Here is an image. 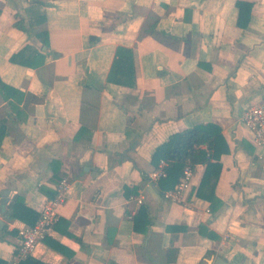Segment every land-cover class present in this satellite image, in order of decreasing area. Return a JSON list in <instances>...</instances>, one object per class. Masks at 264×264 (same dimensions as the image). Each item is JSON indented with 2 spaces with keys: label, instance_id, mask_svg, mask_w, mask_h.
I'll return each mask as SVG.
<instances>
[{
  "label": "crops",
  "instance_id": "obj_1",
  "mask_svg": "<svg viewBox=\"0 0 264 264\" xmlns=\"http://www.w3.org/2000/svg\"><path fill=\"white\" fill-rule=\"evenodd\" d=\"M118 48L132 71L110 81ZM0 80L3 264L26 224L9 201L37 210L62 177L68 198L46 236L58 248L44 239L32 255L45 264H264V144L240 122L264 97V0H0ZM206 123L228 147L216 210L195 194L205 164L185 204L148 179L157 146Z\"/></svg>",
  "mask_w": 264,
  "mask_h": 264
},
{
  "label": "trees",
  "instance_id": "obj_2",
  "mask_svg": "<svg viewBox=\"0 0 264 264\" xmlns=\"http://www.w3.org/2000/svg\"><path fill=\"white\" fill-rule=\"evenodd\" d=\"M238 23L242 24L240 17ZM15 25L22 27V24L18 21L15 22ZM20 54L21 51L19 50L11 56V60L18 61ZM123 70H125L127 74H130L132 71V51L127 48H118L110 67L108 79L110 81H115L117 74H123ZM124 83L132 84L130 81H125ZM8 90L11 89L0 80L1 94L6 96L5 92ZM13 92L12 94L14 95L18 93L16 91ZM14 95L13 98L16 99ZM4 133L5 129L3 123H1L0 142ZM227 151L228 147L221 133V128L215 123L193 125L170 134L166 141L157 146L152 155V159L156 163L159 158H164L168 162L165 168L166 175L158 181L160 188L164 190L173 188L178 182L185 163L190 164L192 167L198 163L205 164V170L195 194L209 200L210 207L216 210L220 206V200L214 195V188L221 169L219 157L222 153ZM7 216L32 225L38 217V212L27 206L20 195H14L8 203ZM142 217H145V210L141 207L138 214L134 217V221L141 220ZM45 241H47L46 238ZM47 243L58 248L56 244L48 241ZM0 264H3V261H0ZM19 264L45 263L32 256H28Z\"/></svg>",
  "mask_w": 264,
  "mask_h": 264
},
{
  "label": "built area",
  "instance_id": "obj_3",
  "mask_svg": "<svg viewBox=\"0 0 264 264\" xmlns=\"http://www.w3.org/2000/svg\"><path fill=\"white\" fill-rule=\"evenodd\" d=\"M240 122L246 128L253 145L256 148L264 144V97L256 104L244 108L240 115ZM167 160L161 158L150 172L148 179L156 182L166 175ZM193 167L185 163L178 182L173 188L162 191V197L173 203L185 204L184 192L191 186ZM55 195L43 198L37 207L38 217L34 224H22L17 229V246L7 264H19L28 256H32L37 245L51 232L58 216V207L68 198L69 180L62 177L55 184ZM129 199L141 203L140 197L130 196Z\"/></svg>",
  "mask_w": 264,
  "mask_h": 264
},
{
  "label": "water",
  "instance_id": "obj_4",
  "mask_svg": "<svg viewBox=\"0 0 264 264\" xmlns=\"http://www.w3.org/2000/svg\"><path fill=\"white\" fill-rule=\"evenodd\" d=\"M4 221L0 219V230L4 227ZM213 264H225L223 259L221 257H216Z\"/></svg>",
  "mask_w": 264,
  "mask_h": 264
}]
</instances>
